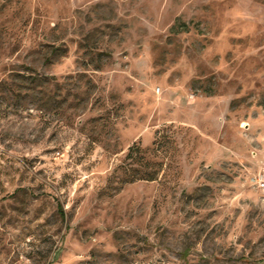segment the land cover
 Masks as SVG:
<instances>
[{"label":"rangeland","instance_id":"obj_1","mask_svg":"<svg viewBox=\"0 0 264 264\" xmlns=\"http://www.w3.org/2000/svg\"><path fill=\"white\" fill-rule=\"evenodd\" d=\"M263 183L264 0H0V264H264Z\"/></svg>","mask_w":264,"mask_h":264},{"label":"built area","instance_id":"obj_2","mask_svg":"<svg viewBox=\"0 0 264 264\" xmlns=\"http://www.w3.org/2000/svg\"><path fill=\"white\" fill-rule=\"evenodd\" d=\"M262 185L264 186V183Z\"/></svg>","mask_w":264,"mask_h":264},{"label":"trees","instance_id":"obj_3","mask_svg":"<svg viewBox=\"0 0 264 264\" xmlns=\"http://www.w3.org/2000/svg\"><path fill=\"white\" fill-rule=\"evenodd\" d=\"M63 214V213H62Z\"/></svg>","mask_w":264,"mask_h":264}]
</instances>
